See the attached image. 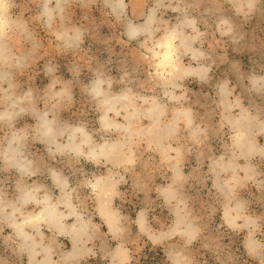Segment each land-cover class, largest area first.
<instances>
[{
    "label": "rangeland",
    "instance_id": "obj_1",
    "mask_svg": "<svg viewBox=\"0 0 264 264\" xmlns=\"http://www.w3.org/2000/svg\"><path fill=\"white\" fill-rule=\"evenodd\" d=\"M0 11V264H49L47 248L50 264H110L118 245L123 264H264V0H0ZM108 94L130 105L105 110ZM155 105L174 124L161 144L143 111ZM113 142L123 161L106 157ZM11 145L24 171L5 158ZM45 196L63 224L86 223L77 261L61 258L68 234L23 225L30 254L12 224Z\"/></svg>",
    "mask_w": 264,
    "mask_h": 264
},
{
    "label": "bare ground",
    "instance_id": "obj_2",
    "mask_svg": "<svg viewBox=\"0 0 264 264\" xmlns=\"http://www.w3.org/2000/svg\"><path fill=\"white\" fill-rule=\"evenodd\" d=\"M62 1V0H61ZM59 2V1H58ZM108 2V1H107ZM232 2H234V4L236 6H240L242 4H246L249 8L250 6L253 5L254 0H232ZM57 3V2H56ZM111 3V2H110ZM123 3V2H122ZM121 3V4H122ZM257 3V2H256ZM120 3H117L118 6L114 7V10H118L119 7H121ZM59 5V4H58ZM255 7V6H254ZM246 10V9H245ZM250 11V10H249ZM44 12L48 15L49 14V9L48 8H44ZM149 15V14H148ZM150 16V15H149ZM47 17V16H46ZM147 18H149L147 16ZM225 21V20H224ZM7 22L6 19H4V17L2 16V12L0 11V33L2 32V28L4 26V24ZM148 23V22H147ZM136 26V25H135ZM139 28L136 27H132L130 28L129 34H133L135 33V31H137ZM63 31H61L62 33ZM178 35V33H177ZM175 36V35H174ZM169 42V41H168ZM167 42V43H168ZM159 43V42H158ZM157 43V44H158ZM190 44V42H189ZM188 45V44H187ZM2 46H1V42H0V60L5 59L6 56L2 54ZM166 53L164 55L167 54V50L165 51ZM167 56V55H166ZM165 57V56H164ZM162 59V58H161ZM166 59V58H165ZM172 59V58H171ZM167 60V59H166ZM168 61V60H167ZM173 61V60H172ZM165 63V62H164ZM185 68V67H184ZM192 69V68H191ZM186 71H191L190 69L187 68ZM0 76H3L2 71L0 72ZM94 87V86H93ZM92 87V89H94ZM97 90V89H96ZM95 90V91H96ZM94 91V93H95ZM224 92V91H223ZM222 92V93H223ZM120 100L122 107H127L130 105V101L127 95H114V94H108V95H104L103 99H102V103L104 106L105 110H109V109H116L115 108V102ZM13 101V100H12ZM11 102V101H10ZM162 103V102H161ZM10 104V103H9ZM8 104V105H9ZM13 104V103H12ZM224 104V103H223ZM227 105V104H226ZM5 109V108H4ZM243 109V108H242ZM146 114H148V116H153V121H152V134L150 133V130L147 129H142L140 130V132L142 134H151L148 135L149 139H152V141H155L156 143L161 144L163 142V136L165 134V132L169 131L170 129L174 128V124L173 123H169V124H165L164 126H161L158 123V117L157 114L160 112L159 110V106L155 105L152 109L150 110H143ZM240 111V110H239ZM6 112V111H5ZM187 117H188V113L186 111H184ZM2 113V112H1ZM4 115L6 113H3ZM132 114V113H131ZM180 112H176L174 119H177L178 116H180ZM129 118V117H128ZM232 118V117H231ZM103 119H105L103 117ZM243 119V123L240 124L243 132L246 130L247 126L249 125V121L247 118L242 117ZM229 120H231L229 118ZM107 120H105L106 122ZM237 120L232 119L230 123H234ZM240 121V120H239ZM108 122V121H107ZM261 123V122H260ZM104 124V123H103ZM229 124V123H228ZM255 125V123H254ZM40 126H41V130L42 132H44L45 134H47V136L49 137H54L55 130L52 129L51 124L49 119L44 118L43 116L40 119ZM233 126V125H232ZM125 127V126H124ZM236 128V127H235ZM149 130V132H148ZM236 130V129H235ZM60 132V131H59ZM236 134V133H235ZM239 134V133H238ZM239 136V135H238ZM240 137V136H239ZM14 138V137H13ZM85 138V137H84ZM11 140V139H10ZM13 140V139H12ZM11 140V141H12ZM242 141V140H240ZM243 143V142H242ZM16 144V143H15ZM71 146L73 148H76L78 146V144H74V143H70ZM63 145V144H60ZM242 145V144H241ZM8 146V145H7ZM59 146V145H58ZM101 146V145H100ZM99 146V147H100ZM111 149L109 151L105 152V155L108 159H115L118 160L119 158H114L116 157H123L122 155H125L124 149H123V143L121 142H113ZM249 146V145H247ZM253 145H250V147ZM256 146V145H254ZM60 147V146H59ZM98 147V148H99ZM244 147V146H243ZM92 148V147H90ZM252 148V147H251ZM93 150V149H91ZM165 150V148H164ZM90 153V152H89ZM92 154H94V152H92ZM96 155V154H94ZM4 156L5 158L12 163L17 164L18 168L21 171H24L27 168V162H25L21 156L18 155V150L14 145H11L7 148H5L4 150ZM125 158H122V161ZM29 161V160H28ZM120 165V164H119ZM111 183V180H107L105 183L102 182L100 185L101 187L104 186V189H102V195L104 196L105 194L109 195L110 190L112 189V185L109 186V184ZM34 194V193H33ZM101 195V196H102ZM174 193L173 191H170V193L168 194V196H173ZM32 197L30 192L24 191L22 192V194L20 195L19 199L23 202H26L27 200H29ZM47 199V200H46ZM108 199V198H107ZM44 202L42 204V207L40 208V210H38V212L34 213V214H27L24 215L22 222H15L13 221V226L16 229V231L24 238L25 242L27 243V247L28 250L31 253H33V248H34V243L29 241V235L26 234L23 230V225L28 224L31 226H35L37 224V222L39 220H43L47 225L53 227L57 232L59 233H63V234H68L71 238V242H72V248L70 250H68L67 252L63 253L62 255V260L64 261H77L78 258L83 255L86 251H87V247H85L84 243H83V238L84 236H86L88 234L87 232V226L86 223L84 221H82L78 216H75V221L69 225H65L62 223V217L65 215L64 213L58 211L54 206L53 203L49 201L48 197L45 196L43 198ZM107 203L108 200L106 202H102L100 204V210L105 214V220L107 222V224L109 225L111 231H113V233H116L118 231V228L115 227L114 224V220L116 219L115 213L110 210H108L107 207ZM1 207V206H0ZM235 209L237 210V208L235 207ZM73 213V210L70 209L68 214ZM9 213L6 214L7 217H9ZM229 212L228 210H226L225 213V218L228 221H232L231 218H228ZM182 221V218H180V216L177 218L176 220V224L175 226H177L180 222ZM249 220H246V222H248ZM138 222L141 224H143V217L141 214H139L138 216ZM175 228V227H174ZM251 238L248 239V243L251 245ZM127 257L126 251L124 249L121 248V246H116L115 249L112 251L111 253V263L110 264H123L124 259ZM44 259L47 261V263L50 264L51 260H50V252L47 248V255L44 257ZM176 263L178 264V262L176 261Z\"/></svg>",
    "mask_w": 264,
    "mask_h": 264
}]
</instances>
